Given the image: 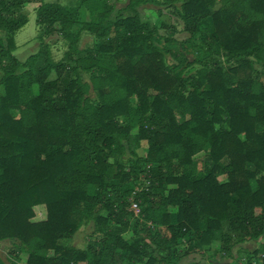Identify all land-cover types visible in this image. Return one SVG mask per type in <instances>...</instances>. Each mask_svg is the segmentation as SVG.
Wrapping results in <instances>:
<instances>
[{
    "label": "trees",
    "instance_id": "obj_1",
    "mask_svg": "<svg viewBox=\"0 0 264 264\" xmlns=\"http://www.w3.org/2000/svg\"><path fill=\"white\" fill-rule=\"evenodd\" d=\"M27 2L42 31L20 61ZM148 4L186 36L141 20ZM0 32L10 264H181L202 249L231 258L255 240L240 259L264 264V0H0ZM82 32L94 45L79 46ZM53 34L67 45L58 61L44 41ZM85 223L86 247L68 244Z\"/></svg>",
    "mask_w": 264,
    "mask_h": 264
},
{
    "label": "rangeland",
    "instance_id": "obj_2",
    "mask_svg": "<svg viewBox=\"0 0 264 264\" xmlns=\"http://www.w3.org/2000/svg\"><path fill=\"white\" fill-rule=\"evenodd\" d=\"M48 2L58 1L64 4H73L74 0H44ZM109 2L114 4L115 9L120 8L128 2V0H108ZM163 1V0H159ZM38 3L36 2H27L23 6V11L27 14L28 21L17 31L14 33L15 44L16 48L13 54L20 60H25L30 54L35 53L39 49V39L38 35L42 31L41 27L36 23V7ZM140 10V18L143 21H150L152 23L159 22V20L165 21L166 23L174 24L178 31L176 33V37L182 38L186 36V33L182 30V22L177 18L172 16L169 13V10L166 8L161 9V16L157 15V8L153 5H144ZM0 38L4 40L5 33L0 32ZM44 41L48 43L52 58L54 61H58L62 58L64 51L67 48L66 42L59 34L47 35L44 38ZM96 42L94 36L87 32H82L80 39H79V46L86 47L90 45H94ZM198 67V66H196ZM55 73L52 71L49 78H54ZM83 78H88L87 75H83ZM146 144L144 142L143 148L138 150L139 154H144L146 151L145 148ZM220 180H224V176H218ZM139 186V185H137ZM136 186V187H137ZM140 187V186H139ZM138 187V188H139ZM135 212V211H134ZM136 213V212H135ZM43 216V209L41 207L36 208V217L41 218ZM93 230L92 223H85L83 224L73 235L70 239L67 240L68 244L83 249L86 247L88 243V239L91 236ZM221 232L216 233V237H219ZM262 240H255L245 244L242 246H235L232 251L231 258H222L220 254H216L213 259H210V255L212 254V250H201L200 252L193 251L188 256L183 257L180 260L181 264H189L196 261L201 262H211V263H228V264H244L245 260L240 259V256L247 257L251 256V252L254 249H257L261 244ZM216 241L214 243L215 247H218L219 244ZM11 245V241L9 240H2L0 241V259L3 261L4 264H10L11 259H13L10 254H8V249ZM240 247V248H238ZM245 249V250H243ZM247 250V251H246ZM49 253H52L51 251ZM240 260V261H239Z\"/></svg>",
    "mask_w": 264,
    "mask_h": 264
},
{
    "label": "built area",
    "instance_id": "obj_3",
    "mask_svg": "<svg viewBox=\"0 0 264 264\" xmlns=\"http://www.w3.org/2000/svg\"><path fill=\"white\" fill-rule=\"evenodd\" d=\"M131 209H133L135 212H137L138 206H137V203L136 202H132ZM253 264H257V263H253Z\"/></svg>",
    "mask_w": 264,
    "mask_h": 264
}]
</instances>
